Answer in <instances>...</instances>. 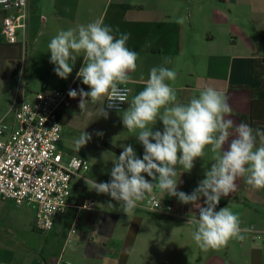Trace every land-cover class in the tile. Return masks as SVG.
<instances>
[{
  "label": "crops",
  "instance_id": "obj_1",
  "mask_svg": "<svg viewBox=\"0 0 264 264\" xmlns=\"http://www.w3.org/2000/svg\"><path fill=\"white\" fill-rule=\"evenodd\" d=\"M27 13V28L19 37L39 44L37 53L27 60V70L44 74L40 89L89 90L76 78L83 54L64 80L54 72L47 45L60 30L102 19L114 31L130 33L126 46L138 53L137 68L130 73L128 83L129 102L143 90L150 69L161 66L165 56L172 61L165 66L178 74L175 81L167 82L175 89L178 103H187L204 88H215L225 93L232 109L227 118L239 124L244 123L239 116L251 111L252 91L257 100L264 101V88L253 76V60L264 62V0H27ZM2 15L0 9V25ZM180 17L185 18L183 24L176 22ZM0 43H4L1 35ZM25 65L24 61L22 78ZM100 103V107L88 105L87 114L75 120L74 115L81 111L79 97H68L62 111L64 127L71 124L81 133L92 134L83 150L69 154L90 164L89 170L72 181L80 193H71L54 227L43 231L47 233L41 237L39 247L32 243L18 246L0 229V264H53L60 256L64 260L59 264H264V246L248 233L243 241L233 239L219 250L202 251L192 239L194 226L187 223L198 217L197 209L162 195L159 189L154 188L152 194L173 206L167 214L149 209L148 198L133 213L126 214L110 196L90 190L86 179L98 183L110 180L113 161L123 151L121 145H132L140 158L144 151L136 139L139 130L129 131L123 126L121 116L128 103L120 112L110 110L107 119L100 116L104 100ZM254 115L264 122V107H256ZM153 130L162 131V122L157 121ZM97 131L103 135H95ZM90 144L96 147L97 158H105L106 164L91 161ZM204 152L190 172L181 173L178 191L191 193L205 178L215 154L211 146ZM235 183V190L221 197L217 210L227 206L240 217L242 227L264 231V189L254 190L242 177ZM86 199L94 201L93 209L79 208ZM110 201L113 207L108 206ZM27 205H17L22 207L10 214V226L35 228L36 210L33 213ZM5 216L0 210V217Z\"/></svg>",
  "mask_w": 264,
  "mask_h": 264
},
{
  "label": "clouds",
  "instance_id": "obj_2",
  "mask_svg": "<svg viewBox=\"0 0 264 264\" xmlns=\"http://www.w3.org/2000/svg\"><path fill=\"white\" fill-rule=\"evenodd\" d=\"M176 22L183 24L185 18ZM129 39L130 33L114 31L97 19L58 31L47 45L54 72L64 80L83 54L76 78L89 90L68 92L70 98L79 97L82 112L89 101L103 99L107 108L104 103L100 116L107 119L110 110L120 112L119 103L126 102L129 107L122 112L123 126L129 131L139 130L136 139L144 149L142 158L132 145H121L123 151L113 161L110 180L98 183L86 179L85 183L97 194L110 196L126 214L133 213L154 188L181 204L192 205L198 217L187 223L194 226L192 239L202 251L219 250L233 239L245 240L252 229L242 227L240 217L229 207L217 208L221 197L235 190L238 178H244L254 190L264 189V131L246 123L234 124L227 118L232 109L225 93L212 87L204 88L187 103H178L175 89L167 83L175 81L178 74L165 66L172 63L167 56L161 66L150 69L143 90L129 102L131 89L126 85L138 60V53L126 46ZM157 121L162 122V131L153 130ZM95 135L102 136L103 132ZM91 139L92 134L83 131L74 140L76 150ZM207 146H211L215 162L205 172V178L191 193L178 191L181 173L192 170ZM111 201L109 207H113Z\"/></svg>",
  "mask_w": 264,
  "mask_h": 264
},
{
  "label": "built area",
  "instance_id": "obj_3",
  "mask_svg": "<svg viewBox=\"0 0 264 264\" xmlns=\"http://www.w3.org/2000/svg\"><path fill=\"white\" fill-rule=\"evenodd\" d=\"M0 9L3 11L2 41L20 43L24 48L19 36L27 28V0H0ZM23 70L24 64L17 76L19 79ZM126 87L131 89L128 84ZM67 94L63 89L44 87L32 98H26L20 90L11 110L0 118V200L34 205V226L40 231L54 227L56 218L68 206L74 177L90 168L86 159L75 155L64 158L60 149L64 130L62 111L68 101ZM104 103L107 108V102ZM125 105L126 102L119 103L120 110ZM146 204L149 209L166 214L173 208L154 194L148 197ZM94 205L93 200L86 199L79 208L90 210ZM249 228L252 229L249 237L264 246V231L254 226ZM63 260L60 256L52 263L59 264Z\"/></svg>",
  "mask_w": 264,
  "mask_h": 264
},
{
  "label": "rangeland",
  "instance_id": "obj_4",
  "mask_svg": "<svg viewBox=\"0 0 264 264\" xmlns=\"http://www.w3.org/2000/svg\"><path fill=\"white\" fill-rule=\"evenodd\" d=\"M20 41L25 44L24 48L22 47V49L21 47L19 48V46H15L13 50H6L0 47V75H4L0 76V118L11 110L12 105L15 102V95L20 90L26 98H32L33 94L40 90V87L44 84L43 82L45 76L43 73L32 74L29 72V70H27V60H29V58H31L34 53H37L39 44L23 39L22 37H20ZM24 60L26 62V72L24 78L22 79L21 77V79H19V77H13L12 73L16 66L21 61L20 64L21 67H23ZM88 105L100 107L101 103L100 101L97 103H92L89 101ZM84 114H87V112L80 111L77 115H74V119L76 120L78 116H82ZM91 119L92 117L90 120ZM63 123L66 124L65 118L63 119ZM76 129L77 127H73L71 124H67L64 127L63 136L60 142V149L64 153V158L69 156L71 153L78 152L75 148L74 140L80 136L81 131ZM84 148L85 146L80 150H83ZM89 149L91 151V161L93 163H107L105 158H97V149L93 144H90ZM71 191L73 196H77V194L80 193V191L75 187V183H72ZM27 206H29V208L34 213V205ZM20 207L22 206H17L12 200H0V210L6 214L5 217H0L1 232L3 231L4 233L10 235L12 237L11 241L18 246L24 247L32 243L36 247H39L42 240L41 237L47 232L39 231L34 227L31 228L32 230L30 228L22 229L17 225L10 226V224L7 223L10 214L16 213Z\"/></svg>",
  "mask_w": 264,
  "mask_h": 264
},
{
  "label": "trees",
  "instance_id": "obj_5",
  "mask_svg": "<svg viewBox=\"0 0 264 264\" xmlns=\"http://www.w3.org/2000/svg\"><path fill=\"white\" fill-rule=\"evenodd\" d=\"M15 46H19V48L21 47L22 49V45L20 43L18 44H8L5 42L0 43V47L6 50H13ZM20 62L18 63V65L16 66L15 70L12 73V76L15 78L18 76L20 69H21ZM0 76H4V75H0ZM253 76L256 80H259L260 88L263 89L264 88V62L263 61H260L258 59L253 60ZM256 107H264V101L259 100V99L257 100L255 91H252L251 111L248 115H240L239 119L241 120V122L249 124V126H251L255 130L259 129L261 131H264L263 120L261 119L258 120L256 116L254 115V111ZM109 148H111L114 151H117V149H115L112 146H109Z\"/></svg>",
  "mask_w": 264,
  "mask_h": 264
}]
</instances>
